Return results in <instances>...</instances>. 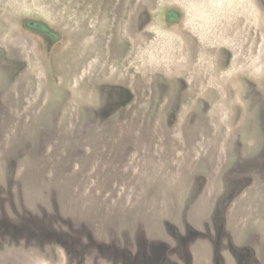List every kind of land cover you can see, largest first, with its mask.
Listing matches in <instances>:
<instances>
[{
	"label": "rangeland",
	"instance_id": "rangeland-1",
	"mask_svg": "<svg viewBox=\"0 0 264 264\" xmlns=\"http://www.w3.org/2000/svg\"><path fill=\"white\" fill-rule=\"evenodd\" d=\"M0 264H264V0H0Z\"/></svg>",
	"mask_w": 264,
	"mask_h": 264
}]
</instances>
